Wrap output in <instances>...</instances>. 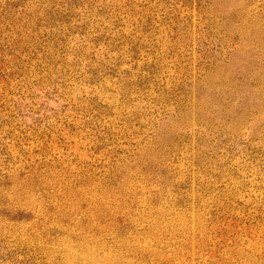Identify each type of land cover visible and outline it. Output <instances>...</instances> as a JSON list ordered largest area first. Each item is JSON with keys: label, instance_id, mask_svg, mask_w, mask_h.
<instances>
[{"label": "rangeland", "instance_id": "374dc122", "mask_svg": "<svg viewBox=\"0 0 264 264\" xmlns=\"http://www.w3.org/2000/svg\"><path fill=\"white\" fill-rule=\"evenodd\" d=\"M0 264H264V0H0Z\"/></svg>", "mask_w": 264, "mask_h": 264}]
</instances>
